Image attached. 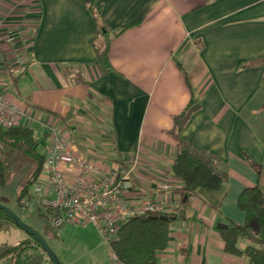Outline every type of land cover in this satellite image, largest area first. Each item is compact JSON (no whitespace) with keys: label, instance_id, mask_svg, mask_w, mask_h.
<instances>
[{"label":"crops","instance_id":"obj_1","mask_svg":"<svg viewBox=\"0 0 264 264\" xmlns=\"http://www.w3.org/2000/svg\"><path fill=\"white\" fill-rule=\"evenodd\" d=\"M0 38V95L32 117L20 124L38 150L58 127L76 154L132 170L128 200L147 193L183 216L156 264H252L224 252L216 226L244 222L245 187L264 192V0H0ZM105 47L108 68L96 59ZM192 98L200 107L180 137L214 156L224 181L183 207L171 129ZM159 181L170 189L157 193ZM0 227L13 246L0 264H30L40 247L11 220Z\"/></svg>","mask_w":264,"mask_h":264},{"label":"trees","instance_id":"obj_2","mask_svg":"<svg viewBox=\"0 0 264 264\" xmlns=\"http://www.w3.org/2000/svg\"><path fill=\"white\" fill-rule=\"evenodd\" d=\"M97 63L101 67L108 68V50H96ZM200 106L195 99H191L187 106L173 118V129L177 140V153L171 164V172L182 181L181 193L186 195L181 206L187 205L188 197L195 195L199 190L208 192L218 191L224 181L218 162L214 156L202 149L193 146L188 138L180 137V130L184 128L189 117ZM38 139L35 130L29 125L18 124L14 127H0V186L7 182L6 160L8 157L22 156L32 164V173L27 184L20 190L17 203L19 206L29 207L31 203L36 206L37 212L51 219V212H42L35 204L36 197L30 191V185H34L40 176L44 162V154L37 149ZM122 169V167H120ZM123 170V169H122ZM258 185L245 187L241 190L237 205L244 212V222L229 223L226 229H220L224 252L231 256L245 254L252 264H264V192ZM160 215L183 218L180 212L160 213L138 216L124 222L118 229L116 239L111 242V249L124 264H156L160 252L168 247L170 242L169 227L171 221L160 218ZM0 217L9 219V216L0 210ZM30 243L40 247V244L32 237ZM245 247L241 248L240 244ZM26 243L19 244L13 250L24 248ZM11 250V251H13Z\"/></svg>","mask_w":264,"mask_h":264},{"label":"built area","instance_id":"obj_3","mask_svg":"<svg viewBox=\"0 0 264 264\" xmlns=\"http://www.w3.org/2000/svg\"><path fill=\"white\" fill-rule=\"evenodd\" d=\"M4 37L7 42L15 40L11 32ZM23 118L32 120L23 108L0 95V127L20 125ZM47 132L42 170L32 186L35 204L42 212L52 213L50 221L55 227L93 225L111 250L112 264H124L110 247L121 225L153 212H171L170 204L147 193L139 194L137 202L128 200L124 194L133 186L132 170L96 164L70 150L60 128L47 126ZM170 187V183L159 181L156 192H166Z\"/></svg>","mask_w":264,"mask_h":264},{"label":"rangeland","instance_id":"obj_4","mask_svg":"<svg viewBox=\"0 0 264 264\" xmlns=\"http://www.w3.org/2000/svg\"><path fill=\"white\" fill-rule=\"evenodd\" d=\"M39 151L43 152L42 149ZM5 163L7 182L4 186H0V203L12 210L25 225L40 233L61 264H112L110 248L93 225L55 227L49 218L41 216L37 212L33 203L29 207L19 206L16 199L20 194L21 187L25 186L30 179L33 163L27 158L13 155L9 156ZM32 186H28L30 191H32ZM13 226L16 225L13 223ZM13 228L24 238L29 236L18 226ZM6 234H8L6 230L0 227V251L12 246L4 247L2 238ZM30 250H32L30 251L32 252L30 264H44V262L52 264L41 247L36 249V252L33 249Z\"/></svg>","mask_w":264,"mask_h":264},{"label":"water","instance_id":"obj_5","mask_svg":"<svg viewBox=\"0 0 264 264\" xmlns=\"http://www.w3.org/2000/svg\"><path fill=\"white\" fill-rule=\"evenodd\" d=\"M185 198L186 195L183 196V202ZM0 210L4 211V213H6L9 216L11 222H13L14 225L24 230V232H27L29 234V237L34 238L40 244L41 249L46 253L52 264H61L54 251L50 249L51 247L48 245L47 241L44 239V237H42L40 233L32 229L30 226L25 225V223L15 213H13V211L10 210L6 205L0 203ZM160 218L164 220L169 219L170 221L173 220V217H168L166 215H160ZM216 227L217 229H226L227 225L220 223L217 224Z\"/></svg>","mask_w":264,"mask_h":264}]
</instances>
